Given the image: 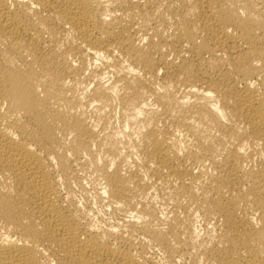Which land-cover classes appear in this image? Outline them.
<instances>
[{
  "label": "bare ground",
  "instance_id": "1",
  "mask_svg": "<svg viewBox=\"0 0 264 264\" xmlns=\"http://www.w3.org/2000/svg\"><path fill=\"white\" fill-rule=\"evenodd\" d=\"M262 8L264 0H0V264H153L141 236L172 263L264 264ZM96 61L97 81L81 83ZM155 89L154 113L167 124L151 121L127 139L134 160L123 169L117 142L98 140L83 108L117 104L125 125L140 129L149 105L141 98ZM182 131L197 142L180 155ZM252 148L261 160L247 169ZM148 163L171 216L141 205L138 166L147 176ZM85 164L98 203L129 211L127 220L102 225L88 199L74 198ZM188 207L214 213L210 246L176 213Z\"/></svg>",
  "mask_w": 264,
  "mask_h": 264
},
{
  "label": "rangeland",
  "instance_id": "2",
  "mask_svg": "<svg viewBox=\"0 0 264 264\" xmlns=\"http://www.w3.org/2000/svg\"><path fill=\"white\" fill-rule=\"evenodd\" d=\"M264 11V8H262ZM169 60L173 58L171 56L168 57ZM177 62V60H174ZM97 64L95 66L94 63H87L85 67L87 70L85 74L91 73L92 75H87L86 78L88 80L81 79V83L88 82L93 84V82L97 81V76L100 71H102L104 67V63H100L96 61ZM96 67V68H95ZM84 74V75H85ZM96 74V75H95ZM83 80V81H82ZM176 83L174 86L168 87V92H172L177 88H181L180 84ZM153 87H159L157 84L153 85ZM156 91V92H155ZM152 93H147L141 98V101L147 102L149 105L146 109L141 113V127L138 129L137 122L136 123H127L125 125V120L122 115V111H119L117 108V104L112 103L111 106H101L100 103H90L86 104L83 108L84 114L93 122L94 130L97 135L98 140L107 139L111 142H117L119 146V151L121 153L120 161L122 162V168L125 169L128 164L134 160L131 152V147L127 142V139L135 142L139 136V130H141V136L148 131L152 127L151 121L155 122L157 127H161L164 123L163 120L158 119L156 117L154 111H158V107L156 105V96L161 94V89H155ZM159 120V121H157ZM123 136V138H122ZM177 140L173 149L178 154H183L188 150H194L195 144L197 142L196 138H194L189 132L182 131V133H176ZM200 137V136H198ZM121 144L119 145V142ZM202 141V138H201ZM255 149V151H254ZM256 148L246 149L247 153L251 154V163L246 167L250 169L251 167H256L260 163V156L258 152L256 153ZM222 155V153H221ZM116 161H119L117 158ZM148 165V175H145V170L143 166H138L139 171L141 172V187L143 190L141 191V205L142 206H153L155 207L156 212L159 215L163 216H171L173 213L172 205L169 202L163 201V192L160 189L158 178L152 174L154 173L151 170L150 163ZM205 165L208 167V162H205ZM88 166L84 165V170L79 171L77 173L78 177L82 179L83 182V189L75 188L74 189V198L76 200L79 199H88L89 207L93 210L94 214L98 217L99 222L104 225L108 222H123L128 219L129 211H112L107 209V206L102 207L98 200L94 197L96 190L99 188V185L92 179V174L89 172ZM87 168V169H86ZM208 173L211 172L210 169H207ZM213 172V171H212ZM224 196H227V193H223ZM219 207H217L214 212H217ZM179 215H184L189 222L191 223V227L197 232V237L194 240L198 244H206L210 246L212 240L219 234V229L216 227V218H214V213L211 214L209 217H205L202 215L200 211H196L193 207H188L185 210L178 209L176 211ZM216 214V213H215ZM195 249H192V253L194 254ZM141 253L145 254L147 257H150L153 264H192L193 259L192 257H188L185 255L180 260L172 263L170 262L167 254L155 247L152 242L143 240V236H141ZM197 262L200 263L202 261L201 256H196Z\"/></svg>",
  "mask_w": 264,
  "mask_h": 264
}]
</instances>
